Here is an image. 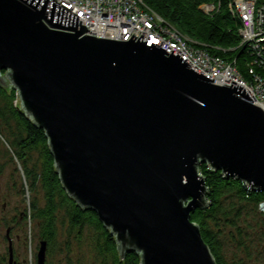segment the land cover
Listing matches in <instances>:
<instances>
[{
	"label": "water",
	"instance_id": "1",
	"mask_svg": "<svg viewBox=\"0 0 264 264\" xmlns=\"http://www.w3.org/2000/svg\"><path fill=\"white\" fill-rule=\"evenodd\" d=\"M61 3L0 0V83L46 132L63 188L97 213L121 257L217 264L191 220L210 205L200 166L264 192V111L161 41L86 35Z\"/></svg>",
	"mask_w": 264,
	"mask_h": 264
},
{
	"label": "trees",
	"instance_id": "2",
	"mask_svg": "<svg viewBox=\"0 0 264 264\" xmlns=\"http://www.w3.org/2000/svg\"><path fill=\"white\" fill-rule=\"evenodd\" d=\"M231 1L143 0L152 11L188 38L192 47L233 64L246 80L252 79L251 70L264 77V68L254 64L251 49L242 45V24L231 12ZM257 5L264 6V0H257ZM205 6L214 9L207 12L202 9ZM18 100L14 88L0 83V135L10 145L26 176L31 180L38 179L43 193V206L35 198L26 221L29 216L37 226L41 242L48 244L46 264L49 263L50 250L63 239L62 244L68 253L73 249L74 240L91 244L101 264H141V257L136 253L121 257L116 238L97 213L82 208L69 197L57 172L46 132L16 106ZM35 155H38L39 167L30 172L28 167ZM200 173L206 181L210 205L192 213L191 220L199 226L216 263L230 264L225 254L226 233L233 230L232 238L237 234L250 239L251 235L246 231L252 223H245L244 219L251 215L256 226L264 231V215L258 211V205L264 202V192L249 190L242 181L226 178L223 172L214 171L207 164L200 166ZM242 223L246 224L245 229L241 227Z\"/></svg>",
	"mask_w": 264,
	"mask_h": 264
},
{
	"label": "built area",
	"instance_id": "3",
	"mask_svg": "<svg viewBox=\"0 0 264 264\" xmlns=\"http://www.w3.org/2000/svg\"><path fill=\"white\" fill-rule=\"evenodd\" d=\"M68 8L87 26L86 35L98 38L130 41L136 36L138 41L159 44L160 48L171 52L179 51L185 58L206 76L212 77L215 84L232 86L240 84L256 99L254 102L264 111V77L253 75L246 80L238 69L220 58L212 57L206 51L194 48L190 40L173 26L152 11L143 0H56ZM207 12L213 6H205ZM232 14L241 21L240 35L242 45L248 46L254 57V64L264 68V6H258L257 0H232ZM5 73L3 74V76ZM247 185V184H246ZM253 190L251 186H247ZM258 211L264 215V202L258 205Z\"/></svg>",
	"mask_w": 264,
	"mask_h": 264
},
{
	"label": "rangeland",
	"instance_id": "4",
	"mask_svg": "<svg viewBox=\"0 0 264 264\" xmlns=\"http://www.w3.org/2000/svg\"><path fill=\"white\" fill-rule=\"evenodd\" d=\"M16 106L21 110L20 99L16 102ZM38 167V155H35L28 170L32 172ZM0 169L2 171L0 173V264H3V260L9 258V243L6 236L9 226L13 224L12 218L19 219L22 213L30 215L35 198L41 206L44 201L40 182L38 179L31 180L26 176L23 166L14 158L13 150L2 135H0ZM28 219L11 234L13 249L15 258L26 261V264H37L41 239L36 224L31 222L29 216ZM252 220V215L244 219L245 223H252V227L246 231L251 235L250 239L241 238L237 234L232 238L233 230L227 231L225 254L230 264H264V231ZM245 223L241 224L243 229L246 227ZM63 241L64 239L62 243ZM62 243L50 250L49 264H101L91 244L74 240L73 249L68 253Z\"/></svg>",
	"mask_w": 264,
	"mask_h": 264
},
{
	"label": "flooded vegetation",
	"instance_id": "5",
	"mask_svg": "<svg viewBox=\"0 0 264 264\" xmlns=\"http://www.w3.org/2000/svg\"><path fill=\"white\" fill-rule=\"evenodd\" d=\"M12 226L10 227L9 226V229L7 231V236H6V239L9 243V258L8 260H3V264H11L10 263V244L12 246V249H13V240L11 238V234L13 233V231H15L16 228H20V226L23 224L24 221H26V213H22L20 215V218L17 219V218H12ZM19 238V237H18ZM13 253H14V249H13ZM14 263L15 264H26V261H20L19 259L15 258V253H14ZM38 264V262H37ZM49 264V263H48Z\"/></svg>",
	"mask_w": 264,
	"mask_h": 264
}]
</instances>
